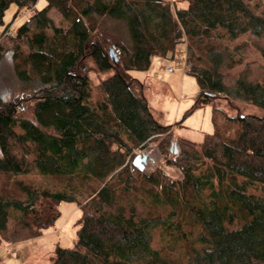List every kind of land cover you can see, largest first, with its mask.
Instances as JSON below:
<instances>
[{
  "label": "trees",
  "instance_id": "trees-1",
  "mask_svg": "<svg viewBox=\"0 0 264 264\" xmlns=\"http://www.w3.org/2000/svg\"><path fill=\"white\" fill-rule=\"evenodd\" d=\"M38 1L0 0V248L73 201L77 237L51 264H264L263 1ZM181 45L201 87L190 111L212 105L214 130L179 136L175 153L132 71ZM152 143L182 178L133 164Z\"/></svg>",
  "mask_w": 264,
  "mask_h": 264
},
{
  "label": "rangeland",
  "instance_id": "rangeland-1",
  "mask_svg": "<svg viewBox=\"0 0 264 264\" xmlns=\"http://www.w3.org/2000/svg\"><path fill=\"white\" fill-rule=\"evenodd\" d=\"M262 1L264 4V0ZM38 2L39 6L44 3L43 0ZM181 5H186V2H181ZM16 8V3H13L6 10V22L12 20ZM30 13L31 11H23L22 15L25 16ZM50 16L57 23L60 21L61 15L56 9L53 8L50 11ZM22 18L20 17L13 23L18 25ZM170 55L171 58L166 60L170 62V65L175 70L174 72H169L166 69L165 59L156 55L153 57L148 70H133L132 74L145 83V94L155 117L162 124L171 125L174 128V133L171 137L172 142L176 141L177 144L179 136H185L196 142H201L205 133H210L214 130L213 107L212 105H207L190 111L194 105L195 97L201 89L200 84L196 76L190 73L188 68H185L187 56L184 53V45L179 47L175 55L172 52H170ZM255 56L259 57L260 60L263 59L258 52L255 53ZM93 78L98 82L99 78L97 75L93 74ZM216 105L224 109L228 114L233 115L236 113V109L230 108L222 99L217 101ZM237 106L244 113H261L258 107L251 104L237 102ZM219 116L221 118L220 121H223L222 116L220 114ZM144 151L155 158V161L150 158L147 160L144 166L145 172L150 173L159 167L171 178H182L180 168L172 163H167V159L160 151L158 143L149 144L145 148L139 149L136 154ZM175 153H178V151ZM169 157H172V154ZM29 179L39 183L41 176L31 175ZM85 198H82V200ZM59 210L60 216L55 224L43 235L1 247L0 258L4 264H51L57 245L63 247L72 246L77 237L78 225L76 222L81 215V210L73 201H62L59 204ZM155 237L156 245L160 246L163 242V237L159 229L155 232Z\"/></svg>",
  "mask_w": 264,
  "mask_h": 264
},
{
  "label": "water",
  "instance_id": "water-1",
  "mask_svg": "<svg viewBox=\"0 0 264 264\" xmlns=\"http://www.w3.org/2000/svg\"><path fill=\"white\" fill-rule=\"evenodd\" d=\"M111 52V57L113 58L115 63H118V56L117 53L115 52L114 48L110 49ZM175 147V152L178 151L176 141L172 142L171 149ZM151 159L152 161H155V158L151 155H149L148 152H142L140 154H137L133 160V164L138 167L140 170H144L145 163L147 162L148 159Z\"/></svg>",
  "mask_w": 264,
  "mask_h": 264
},
{
  "label": "built area",
  "instance_id": "built-area-1",
  "mask_svg": "<svg viewBox=\"0 0 264 264\" xmlns=\"http://www.w3.org/2000/svg\"><path fill=\"white\" fill-rule=\"evenodd\" d=\"M168 58H171L170 53L167 55L166 58H164V59H165V63H166V69H167L169 72H174L175 70H174V68L170 65V62L166 60V59H168ZM188 67H189V65H187V63H186V64H185V68H188Z\"/></svg>",
  "mask_w": 264,
  "mask_h": 264
}]
</instances>
